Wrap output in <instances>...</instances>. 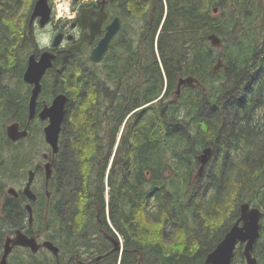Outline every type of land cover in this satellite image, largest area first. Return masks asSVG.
Masks as SVG:
<instances>
[{
  "label": "trees",
  "instance_id": "obj_1",
  "mask_svg": "<svg viewBox=\"0 0 264 264\" xmlns=\"http://www.w3.org/2000/svg\"><path fill=\"white\" fill-rule=\"evenodd\" d=\"M22 1L0 0V70L6 72L34 2ZM108 1L122 7L127 30L123 25L92 75L68 64L53 89L67 97L64 171L71 185L64 179L65 242L57 240L56 215L49 240L106 251L88 264H204L243 202L264 213V0ZM219 59L224 66L212 72ZM17 68V88L3 81L9 91L0 92V148L9 144L10 113L26 120V104L17 101L20 62ZM187 77L199 85L183 84L177 92ZM51 83L45 80L43 94ZM36 135L33 130L29 141ZM206 148L210 157L201 167ZM3 209L1 235L27 223L16 199H1ZM41 220L39 210L37 226ZM259 225L253 256L264 264V214ZM242 247L231 264H244ZM19 249L7 264H50Z\"/></svg>",
  "mask_w": 264,
  "mask_h": 264
},
{
  "label": "flooded vegetation",
  "instance_id": "obj_2",
  "mask_svg": "<svg viewBox=\"0 0 264 264\" xmlns=\"http://www.w3.org/2000/svg\"><path fill=\"white\" fill-rule=\"evenodd\" d=\"M150 2V0H148ZM36 0L33 2V6ZM52 2L49 0V5L51 8L50 22L44 26L39 24V18L31 19V12L28 14V19L26 27L23 33L20 35V40L15 43L14 51L11 56V69L10 72L0 70V92L8 93V88L3 85L5 77L7 78V85L9 88V79H15V69L17 68V63H21L22 69V87L19 91V104H26V120L24 123L20 121H15L16 111L11 112L8 117V123L6 127L13 123H18L19 130H27V136L17 140L15 142L9 140L6 135V139L9 141L7 146L1 147L0 153V185L3 197H0V209H1V199L3 200H13L21 202L24 210L28 214L26 206L29 204L31 208L32 220L31 222L22 223L20 228H16L12 233H7L4 235L0 234V258L4 251V244L7 238L13 237L17 230L21 231L27 237H34L38 244H42L44 241H50L51 234L53 232V225L50 224V219H54V215L57 216V224L59 225L58 238L59 241L65 242V232H64V219L66 214V205L64 202L65 194L64 190V179H66V187L71 185V182L67 180L64 168L66 167L69 158L67 156L69 152V147L66 143V139L63 134L65 117L61 124V131L58 138V150L56 153H52V149L44 140L43 129L48 124L49 120H41L39 118V113L42 111L44 106H49L53 98L58 94L53 90L55 87V82L57 78H60L64 69L68 64H76V68L80 72H84L89 76L92 75L96 66L99 65L102 60L98 63H93L89 60L91 51L98 45L99 41L103 38L106 33V27L116 18L120 24V29L112 37L108 44V49L105 55L113 47V40L117 37L118 33L123 29L127 30V23L125 19L120 16L122 12V7L117 3H113L108 0H89L77 6L76 15L71 20H57L52 11ZM89 11V17L93 22L98 23L97 32L92 33L90 27H84L80 24L79 15L82 10ZM96 31V29H94ZM57 35H61L57 45H54V39ZM128 34L124 37V42L127 43ZM43 52H50L54 55L52 59L51 67L48 68L40 80V91L36 97L35 102V112L31 120H28V105L31 96V91L34 85L26 84L23 81V74L26 70L28 60L33 56L34 60L38 61ZM104 55V56H105ZM7 69V68H6ZM52 79L50 85L51 90L49 92H44L43 87L46 79ZM53 87V88H52ZM65 95V94H64ZM8 99V95H3ZM10 100V99H8ZM7 100V101H8ZM6 101V102H7ZM16 105V102H15ZM67 111V103L65 106ZM66 115V113H65ZM36 128V129H34ZM33 130L37 134L35 141L39 138V143L41 148H34L36 146L31 143L35 142L29 141L33 136ZM29 145L25 144V142ZM39 146V147H40ZM38 154V157L35 155ZM49 165V176L47 177V168ZM1 170H3L1 172ZM30 175L32 176V181L30 184V190L35 195V200L30 201L24 194V187L26 186ZM78 184L77 180L74 183ZM13 188L16 191V195L8 193L7 190ZM73 191L75 189L73 188ZM74 194V193H73ZM40 198H42V202ZM74 197V196H73ZM41 210L42 220L39 226L36 225L34 221V216L37 212ZM6 213V209L0 211ZM79 211V209H78ZM8 215H14V213L9 210ZM76 213V211H75ZM80 213V212H79ZM29 217V215H28ZM76 218V214L74 216ZM101 234L103 233L102 230ZM3 240L1 241V238ZM55 241V240H54ZM58 249L57 256L47 248H39L33 255L44 254L50 259L54 260L56 264H88L93 258L98 261L102 257H105L106 251H100L93 253V249L86 245V243L77 244L76 242H66V245L60 246L56 243L50 241ZM95 243V242H94ZM117 244H115V247ZM29 251L26 248L20 246H13L7 257V262L13 254H15L20 249ZM99 249V248H96ZM60 257V258H59ZM74 257V259H72Z\"/></svg>",
  "mask_w": 264,
  "mask_h": 264
},
{
  "label": "water",
  "instance_id": "obj_3",
  "mask_svg": "<svg viewBox=\"0 0 264 264\" xmlns=\"http://www.w3.org/2000/svg\"><path fill=\"white\" fill-rule=\"evenodd\" d=\"M78 2V0H73ZM217 10L214 9L213 12ZM39 18V24L41 26L46 25L50 22L51 8L48 0H36L34 3L31 19ZM80 24L84 27H90L92 33L97 32L98 23L93 22L89 17V11L83 9L79 15ZM96 29V31L94 30ZM120 29L118 19H114L107 27L106 33L103 38L99 41L98 45L91 51L89 60L93 63H98L104 57L108 44L112 37ZM61 35H57L54 39V45H57ZM210 43L214 47H220L221 41L215 35H210ZM54 55L50 52H43L38 61L34 60L31 56L28 60L26 70L23 74V81L26 84L34 85L31 91V96L28 105V120H31L35 112L36 97L40 91V80L44 75L45 71L51 67L52 59ZM223 62L219 59L217 63L212 66L211 71L216 72L223 67ZM183 84H196L199 85L198 81L194 78L187 77L179 79L177 84V92L180 86ZM67 103V97L64 94L56 95L49 106H44L42 111L39 113L41 120L48 119V124L43 129L44 140L52 149V153H56L58 150V138L61 131V124L65 117V106ZM27 130H19L18 123L10 124L6 127L7 138L13 142L20 140L27 136ZM210 157V148H206L199 156V162L201 167L205 165ZM48 169L47 177L49 176V165L46 166ZM32 176L30 175L29 180L24 187V194L30 201L35 200V195L30 190V184ZM8 193L16 195V191L13 188L7 190ZM28 211V221L31 222V208L28 204L26 206ZM261 209L252 207L248 203L240 205L239 217L236 219L234 224L228 229L223 238L216 244L215 248L207 254L204 264H231L234 250L238 244L243 245L242 256L245 264H257L256 258L253 256V247L256 240L259 238V223L263 216ZM13 246H20L28 249L31 253H36L39 248H47L57 256L58 249L50 241H44L42 244H38L34 237H27L21 231L17 230L13 237L7 238L4 244V251L0 258V264H7V257ZM117 250L118 247L116 246Z\"/></svg>",
  "mask_w": 264,
  "mask_h": 264
},
{
  "label": "built area",
  "instance_id": "obj_4",
  "mask_svg": "<svg viewBox=\"0 0 264 264\" xmlns=\"http://www.w3.org/2000/svg\"><path fill=\"white\" fill-rule=\"evenodd\" d=\"M88 1L89 0H80L79 4ZM52 11L57 20L65 21L71 20L76 15L77 7L73 6L71 0H53Z\"/></svg>",
  "mask_w": 264,
  "mask_h": 264
},
{
  "label": "rangeland",
  "instance_id": "obj_5",
  "mask_svg": "<svg viewBox=\"0 0 264 264\" xmlns=\"http://www.w3.org/2000/svg\"><path fill=\"white\" fill-rule=\"evenodd\" d=\"M15 1H16V0H15ZM50 1H51V0H50ZM22 2H23V4H25L26 7L30 4V0H23ZM48 2H49V0H48ZM20 10H21V12H20L19 14L21 15V14L24 13V15L22 16V19H24V18H25V11H26V8L24 7V9H23V8L21 7ZM7 78H8V77H5L4 81H7ZM8 83H9V86H10V87H12V88H17V83H16L15 79H14V80H11V77H10ZM3 85H4V84H3ZM34 129H36V128H34ZM25 144L29 145L28 141L25 142ZM32 145L36 146V147H34V148H36V149L42 147V146H40L41 144L39 143V138H38L37 141L31 143V146H32ZM39 146H40V147H39ZM35 157H38V154H36ZM7 233H9V232H7ZM7 233H6V234H7ZM12 256H13V255H12ZM36 259H37L38 261H45V260L48 259V260L50 261V264H56V263H54V260H52V259H50L49 257L45 256L44 254H38V255L36 256ZM72 259H74V257H72Z\"/></svg>",
  "mask_w": 264,
  "mask_h": 264
},
{
  "label": "bare ground",
  "instance_id": "obj_6",
  "mask_svg": "<svg viewBox=\"0 0 264 264\" xmlns=\"http://www.w3.org/2000/svg\"><path fill=\"white\" fill-rule=\"evenodd\" d=\"M244 203V202H243ZM247 203V202H246ZM252 207H254V206H252ZM260 226V225H259ZM225 235V234H224ZM2 240H3V237L1 238ZM55 246V245H54ZM56 247V246H55ZM243 248V247H242ZM98 251V250H97ZM242 251V250H241ZM234 256V255H233ZM243 257V256H242ZM233 259V258H232ZM245 264V263H244Z\"/></svg>",
  "mask_w": 264,
  "mask_h": 264
}]
</instances>
